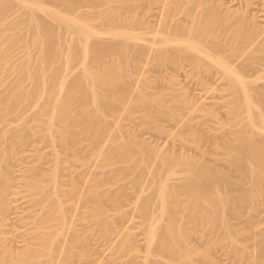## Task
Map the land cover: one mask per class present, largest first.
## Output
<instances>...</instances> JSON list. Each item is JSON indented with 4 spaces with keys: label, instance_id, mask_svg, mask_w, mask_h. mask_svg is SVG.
I'll return each mask as SVG.
<instances>
[{
    "label": "bare ground",
    "instance_id": "1",
    "mask_svg": "<svg viewBox=\"0 0 264 264\" xmlns=\"http://www.w3.org/2000/svg\"><path fill=\"white\" fill-rule=\"evenodd\" d=\"M12 1L17 2V3H24V4L26 3L25 5L30 10L28 13L30 23L24 29L23 32L29 34V36L31 37V43L34 46L35 51L28 52V59H29V62L34 61L35 65L34 67L31 68L30 63L29 64L22 63V64H18L12 67L13 71L15 72L14 74L15 85L7 94L0 95V117H3L4 115L8 113H17L19 116H21L20 119L23 120V123L21 124L22 126H20V128H18L16 131H6V133L3 136L0 135L1 136L0 139L2 138L6 142L8 141V144L11 146L13 145V143L15 144L19 143L21 146H24V147L22 148L19 144L16 147L20 146L21 149H25V146H27L24 144L26 143L29 144V141H31L30 139H32L31 138L32 135H34L35 137H39L42 140H46L47 143L49 142V146L51 147V153L55 157V159H53L54 157H52L54 166L51 167L50 182H49V185L52 187L54 196L52 199L46 198L42 201V210H41L39 219L41 220L43 229L42 231H40L41 233L39 232H38L39 234L37 233L38 238L36 237L39 241L36 243L37 240L35 239L36 241L35 240L33 241L35 243H32L30 245L27 244V248L25 249V251L23 250V248L21 249L23 251H20L19 249H17L20 252L15 250L16 253L13 251L14 247L8 248L9 246L6 245L7 248L5 247L6 248L5 250H2L4 247L3 248L0 247V264H4L6 259L7 260L8 258L12 259L14 256H15L14 258L15 260L12 259L14 261L12 262V264L13 263L14 264H42L43 262L42 259L45 256L50 257V259L48 260L46 258L45 259L46 262L44 261V263L50 264L52 262H55V260L57 259V258L55 259V257L57 256V253H59L60 256L56 260V264H87V263L89 264V261L92 262V260L94 259L92 257L94 255V251L91 252V250L88 249L87 243H85L87 240L85 241L84 239H82L84 237L80 236L81 233H79L77 229L75 228L76 226L73 225L72 216L74 215L72 216L71 214L69 215L68 213L70 209L69 206H68L69 209L65 207L66 200L68 203L69 201H71L70 200L71 198L72 200L79 198V200L84 203V207L91 206L93 209L92 215L95 216L97 220L99 221L101 220V222H104L102 223L103 231L101 230L102 228H100L101 232L100 231H97V232H100L102 235L106 236L107 238V236H110L112 233L117 231L116 236H118L119 234V239H118L119 241H117V239L115 240L118 242L117 249L121 250L120 251L121 254L128 252V250H131L133 252L137 251L135 248L136 247L135 242L132 237L134 235L131 236L133 232L129 231L128 227L127 229L129 232L126 230V231H123L122 233L121 232L119 233L118 232L119 230H117L118 226L115 224V221H111V219L110 220L104 219L106 218L105 217L106 215L105 206L107 205V203L105 205L103 204L105 203V201L107 202L106 200L107 198H109L112 201L121 200L122 199L121 197L123 198L126 197L124 200H126L127 198H130V196L129 197L127 196V191L124 189L125 186L127 185H125L124 188L120 187V189L123 188V190L118 191L117 193L114 189L120 185L119 183H122L121 181L118 183L119 185L117 187L115 185V188L113 185H111V187L114 189L112 188L104 189V187H106V184L109 183L108 179H106L105 177L106 174L105 173L104 175L101 174L102 176L100 177L98 175H95L96 174L95 172L97 169L100 170L101 167L104 168V166L106 165L110 166V165L115 164V161L117 159L124 163L125 161H129V162L131 161L135 163L138 159L137 155H139L141 156L142 160H144L145 162L146 156L148 155L150 150H152V148H149L150 150L148 151L147 149H145L143 143L133 142L130 138L129 139L124 138L122 141H120L121 140L120 139L119 140L120 142L117 141L118 143L112 144V146L114 145L113 146L114 149L112 152H107V150L106 152L103 151L102 146H101L104 140L103 139L104 135L106 136V132L108 128L107 127L108 126L107 125L108 115L110 114L113 115L116 112L115 110H117V107H119L121 104L125 105L123 104L124 102L123 100H125L124 96L122 93H121L122 95H120L119 91L123 92V90L127 88L128 82L129 80H131V75H132L131 74L132 71L130 72L131 67L132 66L134 67V65L136 67V62L138 58L140 57V60H141V57L143 56L145 57V54L148 52V50L153 54V61L160 68L167 69L170 67V69H172L171 67H173L175 71H176V68H179V69H182L183 71L185 70L186 73H187V69L190 68L189 70L192 71L191 74L193 72L194 74L196 73L201 74L203 71H207L208 74L210 73L211 75H213V78H214V73H215L218 78V81H217L218 85L214 86L213 85L214 83L211 84V82H214V79H213V81L211 80L209 84L211 86L208 87L207 91L205 90L204 91L213 97L218 91L228 93L227 94L229 95L228 101L231 103L230 111H231L232 116L235 118H239L242 111L246 110L248 114V124H249L250 131L247 130V132H245V130L242 127V130L237 128L236 130L230 132L229 138L227 140V143L224 146L225 147L224 149L226 150L225 151L226 154H228L231 170L233 169V167H235L239 173V174L237 173L238 174L237 184L239 185L242 184L240 185V188H242L246 184V182L252 181L251 183L250 182L248 183H250V187L253 185V188L251 187L252 189L250 188V190L247 189V192H246V189H243V191L245 192H242V193H241L242 191L241 189V191L238 192L240 194L239 196L237 192L236 193L232 192V193L233 195L238 196L237 199L240 198V201L242 204L244 202L246 204L249 203V200L252 201V204L249 203L252 207L257 206L259 204V201H261V199L263 201L264 199V112L261 107H263L262 105L264 104V94L262 95V92L257 91L256 90L257 87L253 86V83H256L259 78H262L263 72L262 73L260 72V74L256 76V78L254 79H250L249 76L251 74L250 72L252 71L254 73L255 71H258V70L261 71V69L264 71V68H262L264 67V27L263 26L260 27L259 26L260 24H258L257 22L258 18L264 19V14H261V13L260 15L255 14L253 15V18H248L249 16L251 17V15L247 16L248 14L246 12V16H247L246 17L244 13L245 10H243V8L241 7L243 11L240 10L241 8L237 9L236 10L237 14H235V16L233 15L234 17H230L229 16L230 13L228 14L226 12L228 15L224 14V12L227 10L223 12L221 9L220 11L219 6L221 8V5L219 2H217V0L216 1L215 0H163L164 5H163L162 13L164 14V17H162L163 21L161 19L162 22H160L161 28L157 30H153L151 26H148L149 24L147 25V23L144 22V19H142L143 17L141 16L140 18V14L136 13L137 8L133 9V7L128 4L127 2L128 0H54L57 3H60L62 5V8L46 6L42 2L43 0H35V1L34 0H12ZM244 1L247 7L251 6L253 3V0H244ZM115 2L117 4L119 3V5L117 6ZM154 2L155 4L156 2L157 3L159 2L160 4V0H154ZM216 2L219 3V5ZM7 6L4 5L3 0H0V18L2 19L6 18L7 16V12L9 8ZM81 6L87 7L86 12L85 13L83 12L85 16H72L73 10L75 11V9ZM230 7L228 6L227 9H229ZM229 10L233 11L232 9H229ZM238 10H240L241 12L240 11L238 12ZM246 11H248V9ZM182 13H184L186 16L184 18L186 19V23L179 21L178 16ZM93 19L98 20L102 24H104L105 29L101 31L93 27L89 22L90 20L92 21ZM248 19H251V21H249ZM252 19L254 21H252ZM250 22H253V23H250ZM56 23H58L57 25H59V27L57 28L55 25ZM136 25L140 26L141 28L145 27L146 32H135L134 29ZM16 26L19 27V23H13V27L17 28ZM103 34H105L107 38L111 39L110 43L101 44L97 41L98 36L103 35ZM147 34H152L151 38L150 37L148 38ZM14 40L7 39L4 34L0 35V59L1 60L4 59L8 55L13 45H15V42H17L16 40L15 41ZM146 41L148 43L150 42L151 44L146 43ZM194 52L198 54H201V53L205 54V57H207L210 61H206L204 58H201L198 55H195ZM152 54H150V56H152ZM148 56L149 55H147V58ZM144 57L142 59H144ZM63 58H64V64H62L63 67L61 68V66L57 65L56 62ZM75 60L76 62H78V64H80L82 69H81V72L78 73V75H76L73 79L69 80L68 75L64 72L66 71L68 72V70L72 68L73 65H75L74 64L76 63ZM144 61L145 60H143L142 63ZM147 61H145V64ZM146 66H148V62ZM142 68H145V67L142 66ZM177 72H179V70ZM65 74L67 75V77ZM172 74L175 75L173 71L171 75ZM174 75L172 76L175 79L171 78L173 81L177 79L176 75L175 77ZM24 77L30 80V86L28 88H23L22 78ZM199 79H201V76ZM259 80H263V79H259ZM203 84H201V86ZM117 93H119V95ZM263 93H264V90H263ZM186 98L187 96H185L182 100H185ZM188 100L191 101L192 99L189 98V99H186V101H182L184 103L183 104L184 106L182 107L191 108L190 106L194 102H190ZM25 102H28V103L31 102V104H34V107L36 108V110H34L33 112L32 119H34V121L35 120L39 122L41 121L40 122L41 124H39L40 126L38 125L39 127L38 126L37 128L32 127L35 125L34 124L30 125L29 119L26 120L24 119V117H22L24 115L20 113L21 112L20 109L23 103ZM134 102H136L137 104L138 102H140L141 105L144 107V109L148 110L149 106L151 107L152 101L147 97H142L141 99L137 98L136 100L132 99L129 102L128 107L126 108L124 112H127L128 108H130V106ZM193 108H191L190 110L188 109V110L190 112L191 110L195 111L197 107L194 109ZM159 109L160 110L158 112L161 115L171 117L172 119H178L179 116L181 117L177 109L170 108L167 110H163V107L161 106L159 107ZM212 114L214 113L212 112ZM111 115L109 117H112ZM117 120L119 119L117 118ZM156 127L159 131H163V128H161L159 124H156ZM188 130H190L189 131L190 133L195 132L193 127H189ZM83 134L86 140H88L89 142L87 144L88 146L86 145L87 148L89 147L88 149L91 150L92 152L93 150L100 151V154L102 156L101 161L97 162L95 165V168H93L92 173H94L95 176L91 175V177L89 176L90 177L89 179H87L88 178L87 177L86 179H84V181H83V178H85V176L87 175H84V177L81 176V178H78L80 176L76 177L74 173L73 174H70L68 172L64 173L67 170H69L72 173L75 166L71 165L70 163H72V160H74L75 157L73 158V155L72 156L70 155L71 157L68 158L66 156L67 154L64 153V155H62L63 152L61 153V151L65 150L66 153H69L70 151V154H71V151L74 150L75 152L74 153L72 152V153L77 155V157L79 156L80 158V159L78 158V161L80 160L79 167H80V164L82 166L83 164L85 166L87 163L89 164L90 160L89 162L87 160L88 159V156H87L88 149L86 151V154H84L83 151L81 152H78L79 150L76 151V145L80 140L79 136ZM256 136H261V137L259 139H256L258 138ZM183 138L184 137H182V139ZM37 139L38 138L36 139L34 138V141ZM36 142L37 141H35V144L37 145V147H35V150L36 148L39 150L40 148L38 146L39 142H37L38 144ZM33 143L30 142V144L32 145ZM58 145L62 147V150H59L61 149L60 147L58 149L57 147ZM7 152L8 151L6 149L2 151L1 157L3 159L8 157ZM77 152L83 153L84 155L83 154L78 155ZM90 152H89V155H91ZM174 152L172 153V155L170 153H169L170 155L167 153L166 158L165 156H163L166 162L164 160L163 161L166 164L168 163V165H170V167L167 166L168 169L172 168L171 170L169 169L170 171L173 170L174 166H178L177 164L179 163L180 164L182 163L185 165V166L183 165V168L184 167L188 168L187 170L186 168L184 170L187 172V174L189 170V174L190 173L191 174L190 175L188 174L189 177L187 179L185 178L184 182L186 181L187 184H189V185L185 184L186 188L191 187L192 189L191 191L190 189H188L191 192V195H189V198L193 199V200L190 199L192 201V202L190 201L191 202L190 204H189V201L188 202L184 201V200H188V198L183 200L184 203L186 202L189 204L188 206L186 205V203L185 204L183 203L184 205H186V208L187 207L189 208L190 205H192L189 208L188 212L183 210L184 209L183 204H180V205H183L180 208V205H179L180 202H177L176 200L175 202H177L179 206L177 204L175 205H177V207L180 209L183 208L181 211L182 214L181 213H178V214L183 215L184 212H187V214H189L190 212L192 216L191 220L194 219L193 220L194 223H192L193 225L202 224L206 220L211 222V225H212V222L213 221L216 222L215 221L216 219L219 220L216 223L218 224L221 223V225L222 223L224 224V220L221 219V214L223 216V214H225L224 211H226V214L228 213L227 211L229 208L227 209V206H233L230 208L236 211V208H237L236 204L239 201L237 202V200H235L236 207L232 205L231 204L232 201L230 200L231 198H229L230 195L228 196V194L226 193L228 192V189L224 188L225 186H223L221 183L220 184L222 185L224 190L225 189L227 190L223 192V195L224 193H226L227 197L224 196V199L218 197L217 199L219 200L221 199L220 202L219 200L215 199L216 194L214 195L213 191H216L217 194L220 193L219 195L220 197H222L221 195L222 190L221 192L219 191L221 188L219 187V190L216 189L218 188L217 184L215 183L216 181H212L216 179L215 175H218V172L215 175L211 174V172H209L210 169H208L209 165L207 167V162L206 161L203 162L204 159L202 160H199L197 158L193 159L190 155H186V157H184L185 154L181 157L182 152H181V155L179 154L181 158H178L179 156L175 155L176 153ZM206 152L204 153L205 155H206ZM187 156H190L189 158H192L194 161L196 159L199 162L198 161L194 162L191 159L189 160ZM148 159L149 158L147 157V160ZM91 162L92 164H95L93 163V161ZM77 163L76 165L78 166ZM203 163H206V164H203ZM120 167H123V166H120ZM85 168L83 169L80 168L79 171H82ZM111 168L115 169V167H112V166ZM133 168L130 166L128 171H130V169H133ZM175 168L176 167H174V170ZM65 169L67 170L64 171ZM213 170L216 171L215 169ZM76 171H78V167L73 172H76ZM113 171L115 172V170ZM221 172L223 173V171ZM221 172H219L220 175H221ZM62 173L70 175L69 178H67L69 180H63L62 177L66 175H62ZM212 175H214L215 179L212 177ZM222 175H221L222 178H219L220 177L219 175H218L219 177H217V180L219 178V182L221 181V179H223ZM227 176L230 177V175H227ZM245 178L247 179V181L245 180ZM122 179L123 178H121V180ZM119 180H120V177H119ZM231 180L232 179H230L229 181ZM65 181H68L67 182V185H69L68 188H66L65 186L66 183L63 184V182ZM157 181L160 183V185H155L159 187L157 188L159 191L156 197L159 196L157 197L158 202L160 199L159 203H161V208L159 206L158 211L161 212L162 210L161 214H163L164 216L165 213L168 214V212L174 211V209L172 208H171V211H169L170 210L169 208L172 207L170 206V204H172L171 202L172 199L175 198L176 195H180V193H179V190L176 191V189L172 190L173 192L171 190L169 191V189L165 186L166 183L164 182V180L161 179V181H163L162 184H161L160 179ZM197 181L199 182L202 181L200 183V185L204 186V187L201 186L202 189H200L201 187L199 185V182L197 183ZM243 181L244 182L246 181V182L244 183ZM29 183L33 186L34 194H40L42 192L41 190L38 189L40 185L37 182V176L35 173L30 175ZM81 183L82 185L83 183L84 185H87V190L86 188H84L87 193H85V191L81 189ZM136 184H137V181H136ZM213 184H216L217 186V187L214 186L215 187L214 189L212 188ZM190 185H193V186H190ZM194 185H196V187ZM198 185H199V188H198ZM108 186L110 187V185ZM64 188H66L67 190ZM137 188L138 187L136 186V189ZM141 188H142V185H141ZM117 189H119V187ZM62 190H65L66 195L64 194V196L67 197L68 195H70L69 197H67L69 198V200L65 197V202L62 199L64 198L62 195L64 191ZM140 190L141 189H139V191ZM133 191H131V193ZM189 191H186V195L190 194ZM248 191H252V192L248 193ZM129 193L130 191L128 192V194ZM136 193H138L139 195V192H136ZM143 194L145 193L141 192L142 196ZM225 198H227V201L229 200V203L227 201L226 202L224 201L225 203H227L226 204L227 210L225 209L224 202L222 203L223 200H226ZM102 199L103 200L105 199V201L103 202ZM169 199H171V201ZM215 200L218 202H215ZM151 201L152 199L151 200L143 199V203L140 206L143 216H146V217L152 216L151 214L153 213H151V209H150L151 208L150 206L152 204ZM169 201L171 203L168 204ZM262 201L260 203L263 204L264 201L263 202ZM73 202H75V200H73ZM130 202L131 201H129V203ZM219 203H222L221 206L219 205ZM232 203L234 204V201ZM241 203H239L238 207L242 206ZM8 204H9L8 177L2 172L0 168V208L5 210L8 207ZM135 204H136V201H135ZM114 205H111V206H114ZM118 205L119 203L117 204V206ZM121 207H119V209ZM202 208L206 212L203 213V216H199V217L196 216L197 212ZM122 209L123 207L121 208V210H118L117 213L119 214L120 212H122ZM231 209L229 210L231 211ZM176 211L178 212L179 210H176ZM114 213L116 212L114 211ZM122 213L117 216V219L118 217L120 218L122 216L124 217L125 212L123 214ZM173 213L174 212H172V215ZM184 215L186 216V214ZM163 216H162V219L164 218ZM123 217L122 219H124ZM125 217H128V215H126ZM189 217L190 216L188 215V218ZM223 217H226L227 219V215H224ZM102 218H103V221H102ZM159 218H160V215H159ZM159 218L157 216L154 217L156 222L153 219L147 226V230H146L147 236L145 234L144 235L146 236L145 237L147 240L146 244H148V246L146 247L147 249L146 251H145V247L143 248L146 253L142 254L143 258L141 259L143 260H142V263L140 264H176L179 261L186 262L187 264L192 263V255L195 252H199V251H197L196 249L191 250L190 249L191 247L190 246H189L190 248L188 247V245H190L188 244L189 242L188 243L185 242L187 238L184 237V233L188 231L183 230L184 227L182 228L176 223L180 219L178 221H176L175 219V222H174L172 221L174 219H172V217L168 215L166 218H164L166 220L167 219L169 220L167 221L168 224L167 226L164 225L166 227L162 229L156 226V224L159 225V222H157V220L161 221V219L159 220ZM173 218L175 217L173 216ZM219 218L221 219V222ZM126 220H129V219L126 218ZM191 220H188V221H191ZM184 221L185 219L183 218L182 223L185 224L186 221L185 222ZM90 223H91L90 225H92V223L94 225L93 221ZM226 224H227V220H226ZM226 224H224L225 227H226ZM122 225H123V222H122ZM221 225L219 224L217 227L219 228V226L221 227ZM224 225H222V227H224ZM161 226L159 225V227ZM190 227H188L187 225V230L188 229L191 230ZM223 229L225 228H222V230ZM228 229L230 228H227L226 229L227 231L225 230L226 234H228L229 232H230L229 234H231V231H228ZM121 230H123V228ZM222 230L220 231L222 233H225L223 232L224 230L223 231ZM189 232L191 233L192 230ZM189 232L187 233V235L189 234ZM65 233L70 234L71 237H74V239L68 240V241H71L70 243L64 239L67 243L63 246H60L61 244L59 243L60 245H58V242H62L60 240L63 239V237L67 235L66 234L64 236ZM229 234L228 236H230V238L233 239L231 237L232 235H229ZM219 235L221 234L219 233ZM113 238L114 236L110 238V240H113ZM23 239L26 240V238H23ZM85 239H88V238H85ZM260 242L261 244L264 245V237L263 239L260 240ZM75 243L76 244L80 243V249L78 250L77 248L78 251L75 250L76 249ZM112 243H114V241ZM99 244L97 245L98 247L100 246ZM153 244L154 245L157 244V246H155L154 248ZM91 249H93V247ZM234 250H235L234 252L236 255L242 256L244 254L243 248L241 249L240 247H235ZM135 252L132 254V256L135 254ZM7 255L12 256V257H8ZM157 255H162L163 257L165 255V258L167 255V257L168 258L170 257L171 259L166 258L164 260L165 262L163 263L161 262V260L156 259ZM119 256L122 257V255H119ZM138 256L139 255H137L136 257L138 258ZM205 256H206V259H208L207 257L208 255H205ZM97 260H99V257H97ZM102 261L99 260V262L101 263ZM254 262L255 264H258V261L256 259ZM92 263H96V259H94ZM263 263L264 262L262 263L259 262V264H263ZM10 264H11V261H10Z\"/></svg>",
    "mask_w": 264,
    "mask_h": 264
},
{
    "label": "rangeland",
    "instance_id": "2",
    "mask_svg": "<svg viewBox=\"0 0 264 264\" xmlns=\"http://www.w3.org/2000/svg\"><path fill=\"white\" fill-rule=\"evenodd\" d=\"M3 1H4V5H6V6L9 5V6H7L9 8H8L6 18H3V19L0 18V35L4 34L7 39H9V40L15 39L17 42H15V45H13V47L11 48L8 55L4 59H2V60L0 59V95L7 94L15 85V82H14L15 72L13 71V68H12L13 66L18 65V64H22V63H28V64L30 63V67L32 68L35 65L34 61L29 62V59H28V52L29 51H35V48L31 43V37L29 36V34L23 32L24 29L30 23L29 22L30 21L29 16H28L29 15L28 13L30 10L25 5L26 3L25 4L24 3H17V2H14L12 0H3ZM42 2L46 6L62 8V5L60 3H57L54 0H43ZM127 2L129 5H131L133 7V9L137 8L136 13H139L140 18L142 16L143 17L142 19H144V22L147 23V25L149 24L148 26H151L153 30H157V29L161 28L160 22L163 21L162 17H164V14L162 13L163 12V5H164L163 0L162 1L160 0V4H159V2L158 3L156 2V4H155L154 0H128ZM217 2H219L221 5V8L219 6L220 11H221V9L223 12L225 10H227L224 12V14H227V13L231 14L233 12L231 15L229 14L230 17H234L235 14H237L236 10L240 9L241 7L243 8V10H245V12H244L245 16H246V12L248 14L247 16L251 15V17L249 16L248 18H253V15H255V14H258V15H260V13L264 14L263 13V11H264L263 10L264 9L263 8L264 0H255V1L253 0L254 4L252 3V5L249 7H247L245 5L246 3H244L245 2L244 0H241V1L240 0H217ZM240 2L244 5H242ZM112 3H111V5H112ZM219 3H217V4L219 5ZM116 5L118 6L119 3L118 4L116 3ZM228 6L229 7L231 6L229 9H232L233 11L227 9ZM242 8L240 9L241 11H243ZM247 9H248V11H246ZM86 10H87L86 6H81L77 9H75V11L73 10L72 16H85L84 13L86 12ZM240 10H238V12ZM185 17L186 16L184 13L180 14L178 16L179 21L186 23V19H184ZM161 19H162V21H161ZM258 19H257V22H258V24H260L259 26L264 27V19L263 18H258ZM248 20L251 21V19H248ZM252 21H254V20L252 19ZM89 22L93 27H95L101 31L105 29V25L102 24L98 20L93 19L92 21L90 20ZM13 23H19V27L16 26L17 28H14ZM250 23H253V22H250ZM57 24L58 23L55 24L56 28L59 27V25H57ZM142 27H144V26H142ZM134 31L135 32H146V29H145V27L141 28L140 26L136 25ZM147 31H148V29H147ZM147 35L146 36L148 38L149 37L151 38V36H152V34H147ZM97 41L101 44H108L111 42V39L107 38V36L105 34H103V35L98 36ZM146 43H148V42L146 41ZM148 44H151V43L149 42ZM148 44H146V45H148ZM148 53L152 54L148 50V52L146 53L147 55H149L148 58H147L146 54H145L146 59L142 55L144 57V59H142L143 57H141V60H140V57H139L137 62H136V67H135V65H134V67L133 66L131 67L130 72L132 71L131 72L132 75H131V80H129L128 85H127L128 89L127 88L124 89L123 90L124 93L119 91L120 95L123 94V96H124L125 100H123V101L124 102L126 101L125 103L123 102V104H125V105L127 104V105L125 106V105L121 104L122 107H121V105L119 106L121 109L119 107H117V110H115L116 112L115 113L113 112L114 113V114L112 113L113 115L110 114L112 117H109L110 115H108V118H107V122H108L107 127L108 128H107L106 136L104 135V138H103L104 140H103L101 146H102L103 151L106 152V150H107V152H112L114 149V147H113L114 145L112 146V144L118 143V142L122 141L124 138L125 139L130 138L133 142L143 143L145 149H147L148 151L150 150L149 148H152V150H150V152L146 156L145 162H144V160H142L141 156L137 155L138 159H137V161L135 160L136 161L135 163H133L131 161H130L131 163L129 161H125V163H124V162H121L117 159L115 161L116 165L115 164L110 165V166L106 165V166H104V168L101 167L100 170L95 169L96 170L95 175H98L101 177L102 175H104V173L106 174L105 177H106V179H108L109 183L106 184V187H104V189L112 188L111 185H113L115 188V185L117 187L120 184L118 186L119 189H117L118 187L115 189L112 188L117 193L118 191L123 190L124 186L127 185V186H125L124 189L127 191V196L128 197L130 196V198H127L126 200H124L126 197H124V198L121 197L122 198L121 200H118V201L113 200L114 202L107 197H106L107 199L105 198L107 200V202L105 201V199L104 200L102 199L103 202L105 201V203L103 205H105L107 203V205L105 206V210H106L105 217L106 218H104V219H108V220L111 219V221H115V224L118 226L117 230H119L118 231L119 233L120 232L122 233L123 231H126V230L128 231V229H127V227H128L129 231L133 232V234H131V236L134 235L132 237H133V240L135 242V246H136L135 248L137 251L136 252L134 251L135 254L133 256H132V254L134 252L131 250H128V252L121 254V252H120L121 250L117 249V247H118L117 241H119L118 240L119 234H118V236H116L117 231L112 233L114 236L113 240H110V238L113 237L112 234L110 236H107V238H106V236H104L100 233L101 230L103 231V228H102L103 224L102 223H104V222H101V220L100 221L97 220V218L92 215L93 214L92 207L91 206L90 207H86V206L84 207V203L81 202L79 200V198L73 199V200H75V202H73V200L71 198L70 199L71 201H69L68 203L66 200L67 206L65 205V207L68 208V206H69V208H70V209L68 208L69 209V212H68L69 215L70 214H71V216L74 215V216H72L73 217V225L76 226L75 228L77 229V231L79 233H81L80 236L84 237V238H82V237L81 238L84 239L85 241L87 240L85 243H87L88 249H90L91 252L94 251V255L92 257L94 259H96V263H92L94 260L92 258L93 260H92V262L89 261V264H91V263L92 264H100L101 262H99V260L100 261L104 260V261H102L101 264H103L104 262H105L104 264H111V263L112 264H140V263H142V260H143V259H141V258H143L142 254L146 253L145 252L147 250L146 247L148 246V244H146L147 240L145 238L147 236L146 235L147 226L154 219V217L157 216L159 218V215H160L159 220L161 219V221L157 220V222H159V225L160 226L162 225L163 227L162 226L159 227V225L156 224V226L158 228L164 229L167 226V224H168L167 221H169V220L168 219L166 220L164 218H166L168 215H170V217H172V219H174V220H172L174 222H175V219H176V221H178L180 219L176 223L179 226H181L182 228L184 227L183 230H186L188 232L192 230V232L191 233L189 232L188 235H187L188 232L185 231L186 233H184V237L187 238V240H185V242H187V243L189 242L188 244H190V245H188V247L190 246L191 248L190 247L189 248L191 250L196 249L199 252H195L192 255V263H188V264H255V262H254L255 259L258 261V264H259V262L260 263L264 262V245L261 244V242H260V240L263 239V237H264V205H263L264 199H263V201L261 199L263 204L260 203L261 201H259L260 205L258 204L257 206H253V207L249 204V203L252 204V201L249 200V203H247V204L244 201H242L245 203V204L244 203L242 204L240 201V198L237 199V197L240 195L238 192H240L241 189H242V191H241V193H242V192H245V191H243V189H246V192H247V189L250 190L251 187L253 188V185L250 187V183L252 181H248V182H250V183H248V182H246L247 179L245 178L246 184L242 188H240V185H242V184H240V185L237 184V181H238L237 176L239 173L235 167H233V169L235 168L234 170L233 169L231 170L229 157H228V154H226V152H225L226 150L224 149L225 148L224 146L227 143V140L229 138L230 132L236 130L237 128L242 130V127L245 130V132H247V130H249L248 114H247L246 110L242 111L239 118H235L232 116L231 111H230L231 103L228 101V98H229L228 97L229 95H227L228 93L218 91L215 94V96L213 97L210 94H207V92H205V91H207L208 87L211 86V85H209L211 80L213 81V79H214V82H211V84L214 83L213 84L214 86L218 85V83H217L218 78H217V75L215 73H214V78H213V75H211L210 73H209L210 74L209 75L207 73V71H203L201 74H197V73L194 74V72L191 74L192 71L189 70L190 69L189 67H187L189 69L186 68L187 73L185 72V70L183 71L182 69H179V68H176V71L173 67H171V68L174 70L170 69V67L167 68L168 70L165 68L163 69V68H160L159 66H157L156 63L153 61V54H152V56H150V54H148ZM194 54L198 55L201 58H204L206 61H210L207 57H205V54H202V53L198 54L196 52H194ZM147 59H148V61H147ZM143 60L148 62V66H146L147 62H146V64H145V61L142 63ZM149 60H150V62H149ZM77 61H78V59H77ZM75 62H76V60H75ZM138 62H140V63H138ZM56 64L61 66V68H62L63 67L62 64H64V58L61 60H58L56 62ZM74 64L75 65H73L72 68H70L71 70L69 69L68 72L67 71L64 72L68 75L69 80L73 79L76 75H78V73H80L81 69H82V67L80 66V64H78V62H76ZM138 65H140V66H138ZM142 66L145 68H142ZM262 68H264V67H262ZM178 70H179V72H177ZM172 71L175 73V75L178 73L176 75L177 79L174 81L171 79V78H173L172 75H174V74L171 75ZM258 71H255V73L253 71L250 72L251 74L249 77H250V79H254V78H256V76H258L260 74V72L261 73L263 72L262 78H259V79H263V80L258 79L259 81L257 80L256 83H253V86L257 87L256 90L259 92H262V95H263L264 94L263 93V90H264V71L262 69H261V71L260 70H258ZM206 73H207V75H206ZM67 75H66V77H67ZM175 75H174V77H175ZM199 75L201 76V79H199L200 78ZM173 79H175V78H173ZM200 80H201V82H200ZM215 83H217V84H215ZM201 84H203V85L201 86ZM22 85H23V88H28L30 86V80L26 77L22 78ZM202 88H203V90H202ZM105 92H107V91H105ZM203 92H205V93H203ZM119 93H117V94L119 95ZM173 96L175 97V99ZM185 96H187L186 99H189V98L192 99L191 101L190 100H188V101L194 102L193 104H191L190 107L191 108L197 107L195 111L191 110V112H190L189 110L191 108L182 107V106H184L183 105L184 103L182 101H186V99L182 100ZM142 97H147L152 101L151 107L149 106L148 110L144 109V107L141 105L140 102H138V104L136 102H134L130 106V108H128L127 112H124L126 110V108L128 107L129 102L132 99L136 100L137 98L141 99ZM172 97H173V99H172ZM128 100H129V102H128ZM194 105H196V106H194ZM160 106L163 107V110H167L170 108L177 109L179 111L178 113H180V115H181V117L180 116L178 117V119L180 121L178 119H172L171 117L159 114L158 111L160 110L159 109ZM262 106L263 107H261V108L264 112V104ZM34 110H36V108L34 107V104H31V102H29V103L25 102V103H23V105L20 109V111H21L20 113L22 115H24V116H22V117H24V119H26V120L29 119L30 125H33V124L35 125L32 127L37 128V126L39 124H41L40 123L41 121L40 122L36 121V120L34 121V119H32L33 118L32 115H33ZM211 111L214 114H212ZM20 117L21 116H19L17 113H8V114L4 115L3 117H0V135L3 136L6 133V131H16L18 128H20V126H22L21 124L23 123V120H21ZM120 117H121V119H120ZM117 118L119 120H117ZM26 120H24V121H26ZM117 121H118V123H117ZM27 123H28V121H27ZM116 123H117V125H116ZM156 124H159V126H161V128H163V131H159L156 127ZM117 127H118V129H117ZM189 127H193L195 132L190 133L189 132L190 130H188ZM33 129H35V128H33ZM184 131H185V133H184ZM123 132H124V134H123ZM191 134H193V135H191ZM33 136L34 135L31 136L32 139H30L31 141H29V144H27V143L24 144V145L28 146V147L25 146V149H21V147L23 148L24 146H21L19 143L18 144L21 147L20 146L16 147L18 144H15V143H13V145H12L13 147H12L11 145L8 144V141L6 142L2 138L0 139V168H1L2 172L5 175H7L8 185H9V204H8V207L5 210L0 208V240L3 242L2 243L0 241V245H1L0 247H2V248L4 247L3 249L1 248L2 250H5L7 248V246H9L8 248L14 247L13 248L14 250L13 249L12 250L15 253H16V251H18V252L23 251V250L25 251V249L27 248V244L30 245L32 243H35V242H33L35 239L37 240V241L35 240L36 243L39 241L37 239L38 238L37 235L39 233H41L40 231H42V229H43L41 220L39 219L40 214H41V210H42V201L46 198L52 199L54 196L52 187L49 185V182H50L51 167L54 166L53 159H55V157L51 153V147L49 146V142L47 143L46 140H42L39 137H35V136L33 137ZM79 137H80L79 138L80 140L76 145V151H78V150H79L78 152L83 151V153L86 154V151L89 148V147L87 148V146H88L87 144L89 142H88V140H86L84 134L79 136ZM182 137H184V138L182 139ZM256 137H258L256 139H259L261 136H256ZM34 138L39 139V140L38 139L35 140L37 142L42 140V141H40L41 143L39 142V144L36 142L38 144V146L40 147V148L38 147L39 150L37 148L35 150V147H37V145L35 144ZM30 142L31 143L34 142L33 143L34 147L32 144H30ZM146 146H147V148H146ZM57 147L59 149L60 145H58ZM60 148L61 149H59V150H62V147H60ZM4 149H6L8 151L7 152L8 157H6L5 159H3L1 157L2 151H4ZM90 151L91 150L88 149V152H87V156H88L87 160H88V162L90 160V163H89L90 166L87 163L86 166L84 164H83V166L80 164V167H79V161L80 160L78 161L79 156L77 157V155L73 154L75 152L74 150L71 151V154H70V151H69V153H66L65 150L61 151V153L63 152L62 155H64V153L67 154L66 156L68 158L71 157L72 155H73V158L75 157V159L72 160V163H70L71 165L75 166L73 171H75L78 167V171H76V172L72 171V173H71L67 169L64 170V171L67 170L66 172H64V171H62V172H64V173L68 172L70 174L74 173V175L76 177L80 176L78 178H81V176L84 177V175H87V176H85V178H83V181L87 177H88L87 179H89L91 177V175L95 176L94 173H92L93 168H95V165L97 162L101 161L102 156L100 154V151H94V150H93V152L92 151L90 152ZM78 152H77L78 155L83 154V153H78ZM89 152L91 153V155H89ZM173 152L176 153L175 155H177V156H179V154L181 155V152H182L181 157L185 154L184 157H186V155H190L193 159L194 158H197L199 160L204 159L203 162H205V161L207 162V167L209 165V167H208V169H210L209 172H211V174H214V175L217 174V172H218V175L220 176L219 177L218 175H215L216 176V179H215L214 175H212V177L215 180H212V179L211 180L216 181L215 183L218 186V188H216V189L219 190V187H220L221 189L219 191L221 192V190H222V193H221L222 197H220V195H219L220 193L217 194L216 191H213L214 195L216 194L215 195L216 198L215 197L214 198L217 199L219 197V198L224 199V196L227 197V194H228V196L230 195L229 196V198H231L230 200L232 202L234 201V204L231 202L232 205L235 206V200H237V202L239 201L238 203L236 202L237 203L236 204V206H237L236 211L232 210L230 208L233 206H227V209L228 208L231 209V211L228 209L227 214H226V211H224L225 214H223V216L227 215V219H226V217H223L222 214L220 213L221 219L224 220V224H226V220H227V224H229V225L226 224V227L230 228V229H228V231H231V234H229L230 232L229 233L227 232V233L229 235H232L231 237L233 239H231L230 236H228V234H226L227 228L225 227V225L223 223H222V225H224V227H222L221 223H219L221 225V227L219 226L220 229L217 227L219 225L218 223H216L217 221H219L218 219L215 220L216 222L213 221L214 224L212 222V225H211V222H209L208 220H206L202 224H196V225L192 224V223H194L193 222L194 219L191 220L192 216H191L190 212H189V214H187V212L189 211V208L192 205H190L189 208L188 207L186 208V205L189 206V204L192 202L191 200H193V199L189 198V195H191L190 191L192 189H191V187L186 188L185 184H187V182L186 181L184 182V179L185 178L187 179L189 177L188 176L189 170H188V174H187V172L184 170L186 167L183 168L184 164H182V163H181L182 165L179 163V164H177L178 166H174V167H176L175 170L173 167L174 171L173 170L170 171L172 168H169L170 170L168 169V167H170V165H168V163L167 164L165 163L166 162L165 158L167 157L166 154L170 153L172 155ZM205 152H206V155L204 154ZM93 155H95V156H93ZM90 156H92V157H90ZM163 156H165V158ZM190 156H187V157L189 158ZM40 157L43 159H41ZM52 157H54V158L52 159ZM147 157L149 158L148 160H147ZM181 157L179 156L178 158H181ZM140 158H141V160H140ZM192 158H189V160L191 159L192 161H194ZM91 161H93V163H95V164H92ZM197 161L198 160L195 159L194 162H197ZM117 162H118V164H117ZM128 162H129V164H128ZM76 163L78 164V166L76 165ZM121 163H122V165H121ZM119 164H120V166H123L125 168L120 167ZM203 164H206V163H203ZM129 165L132 168L134 166L135 167L133 169H130V171H128L130 168ZM111 166L115 167V169L111 168ZM118 166L121 169L122 168L123 169L121 170ZM210 166L213 169H215L216 171H214ZM80 168H82V169L85 168V169L84 170L81 169L82 171H79ZM91 168H92V170H91ZM187 169L188 168H186V170ZM108 170H109V172H108ZM113 170H115V172ZM122 171H124V172H122ZM221 171H223V173ZM219 172H221V175L223 174L222 175L223 179H221L220 182H219V178H222V177H221ZM34 173L36 174L37 182L40 185V187L38 189L42 191L40 194H34L33 186L29 183L30 175L34 174ZM64 173H62V175H66V176H63L62 179L63 180H69L67 178H69L70 175L64 174ZM121 175H123V176H121ZM227 175H230V177H232V178H230ZM185 176H187V177H185ZM119 177H120V180H119ZM217 177H219L218 180H217ZM228 177H229V179H228ZM121 178H123V179L121 180ZM156 179L157 180L160 179V181H161V179L164 180V182L166 183L165 186L169 189V191L170 190L172 191L174 189H176V191L179 190L180 195H176L175 196L176 199L173 198L172 201H171V199H169L172 202V204H170V206H172V207H170L168 205L170 207V208L168 207L170 209V210L169 209L168 210L171 211V208L174 209V211H172V212H174L173 215H172V212H168V214L165 213L163 216V214H161L162 210H161V212L158 211L159 206L161 208V203H159L160 199L158 202L157 197H159V196L156 197V195H158L157 193L159 191L157 188H159V187L155 186V185H160V183ZM230 179H232L231 180L232 182L229 181ZM117 180H119V181H117ZM120 181L122 183H119ZM136 181H137V184H136ZM199 181H197V183ZM67 182L68 181L63 182V184L66 183L65 184L66 188H68V186H69V185H67ZM124 182H126V183H124ZM154 182H155V184H154ZM162 182L163 181H161V184H162ZM201 182H199V185ZM197 183H196V185H197ZM220 183L223 186H225L224 188L228 189V192H226L227 194L224 193V195H223V192L226 189L224 190V188L222 187V185ZM216 184H213V187H212L213 189L215 187H217ZM108 185H110V187ZM141 185H142V188H141ZM187 185H189V184H187ZM196 185H194V186L196 187ZM199 185H198V188H199ZM132 186H134V187H132ZM136 186L138 187L137 189H136ZM190 186H193V185H190ZM201 186H203V185H200V187ZM248 186H249V188H248ZM120 187H123V188L120 189ZM66 188H64V189H66ZM84 188H86V190H87V185H84V183L82 185V183H81V189L83 191H85V193H87ZM192 188H194V187H192ZM139 189H141V190L139 191ZM142 189H143V191H142ZM188 189H190V191ZM200 189H202V187ZM133 190L134 191L136 190V191L134 192ZM62 191H64L63 194L61 193L64 197L62 199L65 202L66 196H64V194L66 195V193H65V190H62ZM129 191H130V193H131V191H133V192L131 194L130 193L128 194ZM186 191H189L190 194L186 195ZM252 191H248V193L252 192ZM136 192H139L140 196ZM141 192L145 193L146 196H145V194H143V196H142ZM232 192L233 193L237 192L238 196L233 195ZM69 196L70 195H68L67 197H69ZM132 196H134V197H132ZM193 196H194V194H193ZM144 197H146V198H144ZM187 198H188V200H184ZM67 199L69 200V198H67ZM108 199L110 202L108 201ZM143 199H150V200L152 199V201H151L152 204L150 206L151 207L150 208L151 213H153V214H151L152 216H149V217L143 216L142 211H141V207H140L143 203ZM225 199L226 200H223L222 203L224 201L225 202L227 201V198H225ZM176 200H177V202H180L179 205L184 203L183 200L186 202L189 201V204L185 202L186 205H184L185 203L183 204L184 206L180 205V208L183 206L184 209L183 208L182 209L184 211H187V212H184V214H186L187 217L184 214L181 215L182 209L177 207L178 204H177V202H175ZM194 200H195V198H194ZM217 200H219V199H217ZM220 200H219V202H220ZM127 201H128V203H127ZM129 201H131V202L129 203ZM135 201H136V204H135ZM170 201L168 202V204L171 203ZM193 202H195V201H193ZM215 202H218V201L215 200ZM225 202H224V205H225V209H226L227 203H225ZM227 202L229 203V200ZM247 202H248V200H247ZM108 203L110 206L108 205ZM118 203H119V205L117 206ZM222 203H219V205L221 206ZM239 203L242 204V206L240 204L241 207H238ZM175 204H177V205H175ZM111 205H114V206H111ZM121 206L123 207L122 212L123 211L125 212V213L123 212L124 217L122 216L125 220L122 219V217L121 218L118 217V219H117V216L122 213L120 211H119L120 212L119 214L117 213L118 210H121V208H122ZM119 207H121V208L119 209ZM81 210H82V212H81ZM176 210H179V211L177 212ZM114 211L117 213V215H116V213H114ZM107 212H109L110 214ZM204 212H206V211L202 208L197 212L196 216H198V217L203 216ZM178 213H181V214H178ZM126 215H128V217H125ZM161 215L164 217L163 219H162ZM188 215L190 216L189 217L190 219L188 218ZM173 216L175 218H173ZM181 216H182V218H181ZM114 217L116 220L114 219ZM89 218H90V220H89ZM126 218H128L129 220H126ZM183 218L185 219V221L187 223L185 221H184L185 224L182 223ZM112 219H114V220H112ZM221 219H220V222H221ZM91 220L94 222V225H93V223H92V225H90L91 224L90 222H92ZM188 220H191V221H188ZM223 220H222V222H223ZM102 221H103V218H102ZM126 221H127V223H126ZM74 222H75V224H74ZM122 222H123V225H122ZM155 222H156V220H155ZM83 223H84V225H83ZM215 223H216V225H215ZM164 225H166V226H164ZM187 225H188V227L191 226L190 227L191 230H189V229L187 230ZM212 226H214V227H212ZM185 227H186V229H185ZM56 228H57V226H56ZM81 228H82V230H81ZM87 228H88V230H87ZM100 228H102V229L100 230ZM122 228H123V230H121ZM222 228H225V229H223L224 231L222 230ZM83 230H85V231H83ZM220 230H222L225 233H222ZM97 231H100V232H97ZM132 232H130V233H132ZM219 233L221 235H219ZM224 234H226V235H224ZM64 236L65 237H63V239H61L62 236L60 237V239H61L60 241H62L63 243L58 242V245L61 244L60 246H63L67 242H69V243L71 242L68 240L74 239V237H71V235L68 233H65ZM33 237H34V239H33ZM103 237H105V238H103ZM23 238H26V240H24ZM85 238H88L89 241H88V239H85ZM64 239L67 240V242ZM115 239H117V241ZM90 241H92V242H90ZM113 241H114V243H112ZM29 242H31V243H29ZM108 243H109V245H108ZM75 244H74V246H75ZM91 244H92V246H91ZM98 244L100 245L99 247H101V248H99L97 246ZM143 244H144V246H143ZM108 246H110V247H108ZM155 246H157V244L154 245V248H155ZM92 247H93V249H91ZM144 247H145V251L143 249ZM235 247H240L241 249L243 248L244 254L242 256L236 255L234 252ZM22 248H23V250H21ZM75 248H76L75 250H77V248L79 250L80 249V243H77ZM17 249H19L20 251ZM119 255H122V257ZM137 255H139L138 258L136 257ZM140 255H142V256H140ZM167 255H166V258L169 259L170 257L168 258ZM205 255H208L207 256L208 259H206ZM7 256L12 257L9 255H7ZM59 256H60L59 253H57V256L55 257V259L56 258L58 259ZM97 257H99V260H97ZM128 257H130V258H128ZM14 258H15V256L12 259L15 260ZM46 258L48 260L50 259V257H47V256L43 257L42 264H47V263H44V261L46 262V260H45ZM166 258H165V255H164V257L162 255L156 256V259L161 260V262H163V263L165 262L164 260ZM10 259L11 258H8V260L6 259L7 262L5 260L4 264H6V263L10 264V261L12 264V262H14V261L12 259L11 260ZM140 259H141V261H140ZM56 260H55V262H52V263L56 264ZM166 261H168V260H166ZM52 263H50V264H52ZM182 263L187 264L186 262H181V261L177 262L176 264H182Z\"/></svg>",
    "mask_w": 264,
    "mask_h": 264
}]
</instances>
